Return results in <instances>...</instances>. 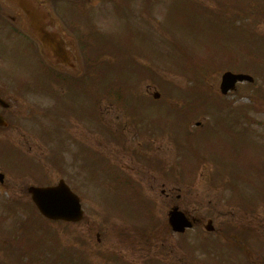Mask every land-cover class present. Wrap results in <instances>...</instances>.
I'll return each instance as SVG.
<instances>
[{
	"label": "rangeland",
	"instance_id": "374dc122",
	"mask_svg": "<svg viewBox=\"0 0 264 264\" xmlns=\"http://www.w3.org/2000/svg\"><path fill=\"white\" fill-rule=\"evenodd\" d=\"M45 1L74 41L89 93L95 80L102 106L110 105L102 115L112 133L100 124L97 156L84 146L78 167L60 142L31 141L37 128L56 130L53 115L63 121L56 100L26 92L14 101L20 81L42 82L49 60L29 47V37L0 36L10 102L2 110L12 125L0 138V264H254L255 240L264 236V200L250 202L249 183H264V0ZM228 69L255 81L222 95ZM156 92L157 103L135 102ZM228 109L261 124L239 126ZM126 125L160 131L158 160L118 147L124 136L115 127ZM185 128L197 131L191 138ZM60 178L82 199L78 223L47 220L27 191ZM175 205L202 218L200 225L173 232L168 212Z\"/></svg>",
	"mask_w": 264,
	"mask_h": 264
},
{
	"label": "flooded vegetation",
	"instance_id": "af4514ba",
	"mask_svg": "<svg viewBox=\"0 0 264 264\" xmlns=\"http://www.w3.org/2000/svg\"><path fill=\"white\" fill-rule=\"evenodd\" d=\"M14 35L27 37L24 33V24H23V16L21 12L6 3L4 0H0V36L4 37H12ZM14 38V37H13ZM31 40H29V47L36 49L35 41L29 36ZM26 51V50H25ZM27 52V51H26ZM3 63V57L0 54V66ZM42 72V69H40ZM45 73V83L43 84H32V83H22L21 86L25 90L29 89H40V90H51L53 86V76H52V68L46 65L44 68ZM64 80H68L70 84H68L67 90L69 91L68 100L65 104V125L61 123V129L59 132L54 133L57 135V139L62 141L66 146V149L70 150V155L72 158H77L80 155L84 156V146L92 149L94 153H97V149H100L101 143V112H102V104H101V96L98 93H94L93 95H89L83 93L84 89L81 84H79V79L76 78H65ZM79 82V83H78ZM6 92V87L0 79V96H4ZM22 96L21 94H19ZM148 95H140L138 97H142L136 100L141 102L147 101L143 99ZM86 98L83 99V98ZM109 108V104L106 105ZM78 109H81L80 112ZM104 112V111H103ZM80 113V115H77ZM254 123V122H252ZM258 123V122H257ZM119 133L124 134V141L119 142V148L124 150H135V152H129L133 157L136 155H144L146 153L149 159L155 161L158 160V157L155 156V153L148 154L146 151L151 149L152 151H158L160 149L157 138L153 135L152 132H148L146 129L138 128L136 126H129L126 128V131H120L119 128L116 129ZM3 130L0 129V134ZM40 136L42 133L39 134ZM47 137L52 139V133H46ZM65 138V140H63ZM141 151V153H139ZM157 153V152H156ZM80 156V158H82ZM155 158V160H154ZM181 195L178 194V198ZM253 200L250 201L254 203L255 201L260 204L261 198L264 200V183L259 180L254 184L253 191ZM256 203L254 206H248L247 212H255L258 208V204ZM196 211V209H194ZM192 218H194L195 225L194 227L200 225L201 219L198 216L194 215V212L190 214ZM264 235V234H263ZM257 237V236H256ZM258 240V249L259 255L255 260L254 264H264V249L261 248V244L264 243V236L262 237L259 233Z\"/></svg>",
	"mask_w": 264,
	"mask_h": 264
},
{
	"label": "water",
	"instance_id": "95a60500",
	"mask_svg": "<svg viewBox=\"0 0 264 264\" xmlns=\"http://www.w3.org/2000/svg\"><path fill=\"white\" fill-rule=\"evenodd\" d=\"M10 1L23 9L31 30L40 40L46 54L55 62L72 65L73 55L68 47H66L59 31L53 27V19L42 5L37 0ZM46 20L52 22V29L46 28ZM244 79L252 80L253 78L247 74L227 71L223 74L221 89L223 92H227L230 88L235 86L238 80ZM0 103L7 106V103L1 98ZM0 124H6L1 114ZM0 178L3 179L2 173H0ZM29 191L39 210L48 218L76 221L83 216L80 197L63 179L56 185H31ZM169 222L176 231H184L186 227L192 225L188 216L182 210L178 209V207L170 210Z\"/></svg>",
	"mask_w": 264,
	"mask_h": 264
}]
</instances>
